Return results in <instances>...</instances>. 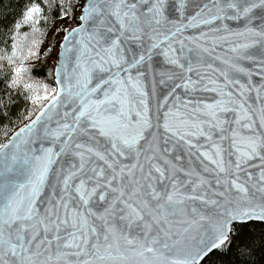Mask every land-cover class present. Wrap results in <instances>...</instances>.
Returning <instances> with one entry per match:
<instances>
[{
  "label": "snow or ice",
  "instance_id": "1",
  "mask_svg": "<svg viewBox=\"0 0 264 264\" xmlns=\"http://www.w3.org/2000/svg\"><path fill=\"white\" fill-rule=\"evenodd\" d=\"M80 7L57 87L21 23L0 55L39 105L0 143V264H264V0Z\"/></svg>",
  "mask_w": 264,
  "mask_h": 264
},
{
  "label": "trees",
  "instance_id": "2",
  "mask_svg": "<svg viewBox=\"0 0 264 264\" xmlns=\"http://www.w3.org/2000/svg\"><path fill=\"white\" fill-rule=\"evenodd\" d=\"M34 3L40 4L43 9L37 14L39 23L35 25L38 29L36 32H33L31 23H23L24 11ZM71 3L76 7L65 17L63 10L58 6L59 0H0V55H11L13 37L17 31L15 25L21 23L19 40L25 52L31 47L35 53L23 61L25 67L30 69L31 81L48 84L50 88L55 87L53 67L58 44L64 33L78 23L82 0H71ZM58 19H66L65 28L61 34L56 30L50 36L49 30ZM58 28L61 29L59 26ZM34 40L38 43L33 44ZM13 67L15 66L7 64L6 61H0V143L16 127L27 121L28 115L39 107L33 105L27 90H18L10 86Z\"/></svg>",
  "mask_w": 264,
  "mask_h": 264
},
{
  "label": "water",
  "instance_id": "3",
  "mask_svg": "<svg viewBox=\"0 0 264 264\" xmlns=\"http://www.w3.org/2000/svg\"><path fill=\"white\" fill-rule=\"evenodd\" d=\"M82 2H83V1H82ZM81 14H82V9L80 8L78 16L81 15ZM78 20H79V19H78ZM80 23H82V21H79L78 24L75 25V26H73V27L78 26ZM73 27H72V28H73ZM70 30H71V28H70L68 31H70ZM66 33H67V32H66ZM66 33H65L64 35H66ZM64 35H63V37H64ZM63 37H62V39L60 40V43H59L58 48H57V51H56L55 59H54V67H53V80H54V83H55V71H56V68L59 66L60 59H61V57H60V53H61V51L63 50V49H62V45H63V43H64ZM257 79H258V78H257ZM55 85H56V83H55ZM56 87H57V85H56ZM33 118H34V116H33ZM28 122H29V120L25 121L24 123H22L21 125H19L17 128H15V129H14V130H13V131H12L7 137H6V139H5L2 143H7V141H8L9 139L12 138V135H14V133L17 132V131L19 130V128L23 127L24 124H26V123H28Z\"/></svg>",
  "mask_w": 264,
  "mask_h": 264
},
{
  "label": "rangeland",
  "instance_id": "4",
  "mask_svg": "<svg viewBox=\"0 0 264 264\" xmlns=\"http://www.w3.org/2000/svg\"><path fill=\"white\" fill-rule=\"evenodd\" d=\"M65 22H66V19H58V20H56L55 23H54V25L49 30V33L48 34L51 36L54 33V31H56V30H58L59 31V34H61L62 31H63V29L65 28ZM58 26L61 29H59Z\"/></svg>",
  "mask_w": 264,
  "mask_h": 264
}]
</instances>
